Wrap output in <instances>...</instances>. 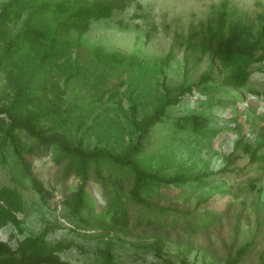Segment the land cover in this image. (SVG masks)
<instances>
[{"label": "rangeland", "instance_id": "obj_1", "mask_svg": "<svg viewBox=\"0 0 264 264\" xmlns=\"http://www.w3.org/2000/svg\"><path fill=\"white\" fill-rule=\"evenodd\" d=\"M10 1L0 0V9ZM43 1L17 2L11 9L14 19L2 28L0 55L5 42L27 21L46 33L45 38L26 43L0 71L2 104L31 80L30 86L42 87L30 104L48 115L41 125L64 130L69 140L83 137L87 146L106 144L124 152L141 138L146 146L138 159L149 170L164 177H192L203 171L216 174L185 184H159L150 197L170 208L166 213L144 212L132 202V180L105 185L91 179L87 196L95 209L93 218L87 211L78 213L98 220L90 230L71 212V192L78 179L61 177V168L54 162L56 148H38L29 134L17 133L25 149H35L25 154L32 174L53 189V197L44 203L30 177L23 174L12 145L5 142L6 128L0 124V184L17 187L26 202L19 214L25 232L8 224L0 229V240L16 247L25 235L50 225V242H75L60 252L67 264H105L103 248L111 249L113 264H224L229 252L246 244L250 250L242 264H264V160L252 161L242 148L235 149L241 141L262 145L259 154L264 153V63L253 64L254 73L244 88L221 85L213 93L183 96L179 104L167 108L170 116L147 136L134 130L132 123L134 110L138 118L150 115L167 98L175 97L183 84L199 80L212 56L187 47L186 38L221 0H131L111 17L93 18L81 39L73 32L70 40L80 44L60 48L62 55L40 73L36 66L48 49L57 19L41 10ZM231 4L241 16L254 18L264 11V0H231ZM110 51L138 55L139 63H114L100 57ZM170 51L173 58L165 63ZM219 98L231 100L216 103ZM198 112L210 117L206 129L196 132L189 125L178 126L177 118ZM110 165L106 163L105 174L112 172ZM113 201L114 206L129 210L126 224L112 222L103 212Z\"/></svg>", "mask_w": 264, "mask_h": 264}, {"label": "trees", "instance_id": "obj_2", "mask_svg": "<svg viewBox=\"0 0 264 264\" xmlns=\"http://www.w3.org/2000/svg\"><path fill=\"white\" fill-rule=\"evenodd\" d=\"M19 1L21 0H12L0 9V38L4 37L3 26L14 19L16 14L11 9ZM130 2L131 0H44L41 10L53 13L57 19L49 36L48 49L40 55L36 71L43 73V69L53 64L62 55L60 48L80 44L79 40H70L73 32L81 39L89 30L93 18L111 17L115 11L125 10ZM45 37L44 28L30 21L25 22L20 30L5 42L0 55V71L13 62L14 55L21 53L26 43ZM186 41L187 47L199 50L202 54H211L208 67L201 73L197 82L183 84L175 97L167 98L166 102L158 105L152 114L138 118L136 111H133V128L139 131L141 136H147L152 127L164 117H169L167 108L179 104L182 97L187 94L213 93L221 85L237 88L247 86L254 73L253 64L264 63V11L257 13L254 18L250 15L241 16L235 12L231 0H221V5L212 10L207 19L200 21L191 29ZM100 57L114 63L127 61L139 63L138 55H128L120 51H110ZM172 58L173 54L170 51L165 63H169ZM30 85L31 80L26 81L7 104H2L0 99V124H4L6 128L5 142L12 145L22 165L23 174L30 177L33 188L44 203H48L53 197V189L47 188L40 178L32 174L31 163L25 154L33 153L35 149L33 147L25 149L21 145L18 131H24L33 137L38 148L54 146L56 148L54 162L61 168V177L65 180L71 177L78 179L71 192L73 202L71 212L75 215L87 211L93 218L91 213H94L95 209L87 196V186L91 179L105 185L132 180L129 188L132 202L138 204L144 212L166 213L170 208L159 206L152 202L150 197V194L158 192L159 184H185L216 174L213 171H203L192 177L181 175L164 177L159 171L149 170L138 159L146 146V142L141 138L128 145L124 152H119L106 144L87 146L83 137L71 141L64 130L41 125L48 115L31 108L30 104L35 101L42 87ZM250 91L259 94L256 89L250 88ZM230 100L231 98H219L215 102L222 104ZM177 120L178 126L189 125L193 131L199 132L208 127L210 117L208 114L198 112ZM260 146L262 145L253 146L241 141L235 143V149L242 148L250 154L252 161L264 160V153L259 154ZM233 154L232 152L229 156L230 162ZM108 162L111 164L112 172L106 173L105 176V165ZM222 170H225V167ZM25 207V198L17 187L0 184V229L11 224L18 232L24 233V220L19 214L24 212ZM103 212L109 215L112 222L126 224L129 221V210L124 206H114V201L110 207H103ZM189 213L194 212H187ZM78 216L86 227L90 230L95 229V221L98 220H90L80 214ZM51 229L52 226L47 225L37 234L25 235L18 240L16 247L0 240V264H67L62 260L60 252L70 248L75 242L72 240L50 242L48 235ZM249 250L250 245L246 244L237 248L234 253L229 252L224 264H242L243 257ZM100 252L105 264H113L111 249L103 248Z\"/></svg>", "mask_w": 264, "mask_h": 264}]
</instances>
